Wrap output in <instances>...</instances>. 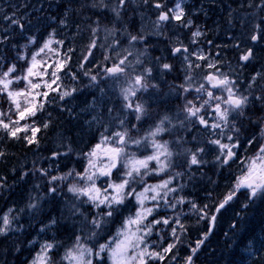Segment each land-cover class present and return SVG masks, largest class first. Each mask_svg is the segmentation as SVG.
Segmentation results:
<instances>
[{
    "label": "snow or ice",
    "instance_id": "obj_1",
    "mask_svg": "<svg viewBox=\"0 0 264 264\" xmlns=\"http://www.w3.org/2000/svg\"><path fill=\"white\" fill-rule=\"evenodd\" d=\"M208 4L0 0V161L10 141L39 150L55 100L83 97L78 112L60 111L95 141L85 151L62 131L48 166L35 158L0 174V198L30 183L0 212V264H197L225 219L214 264H264V235L244 227L264 205V0ZM210 10L223 13L213 28ZM221 31L226 42L208 36ZM205 166L227 171L226 189L209 178L213 190L189 199L180 181Z\"/></svg>",
    "mask_w": 264,
    "mask_h": 264
},
{
    "label": "trees",
    "instance_id": "obj_2",
    "mask_svg": "<svg viewBox=\"0 0 264 264\" xmlns=\"http://www.w3.org/2000/svg\"><path fill=\"white\" fill-rule=\"evenodd\" d=\"M189 7L193 6V5H188ZM150 15L152 16V18L154 19L155 17V12L154 10H152L150 12ZM204 20L200 19L198 22L200 23H203ZM216 22V21H215ZM207 27L210 28V26L207 24ZM222 34V38L224 40V42H226V38H225V35L223 33V31L220 32ZM183 34H186V36L182 35L181 38L184 40V41H187L188 40V36L189 34L187 32H184ZM208 36L209 38H212L215 40V35L212 33V32H209L208 33ZM152 39L153 42H155L156 38L155 37H152L150 38ZM80 46V42L78 41L77 44L75 45L77 51L76 53L74 54L75 57H77L79 54H80V51L81 50H78ZM158 51H156L155 53H153L154 55H160L161 52L160 50H163L165 49L166 47V44L165 43H160L158 45ZM165 55H167V53L165 52L164 53ZM97 56H99V53H97ZM75 70V69H74ZM57 96L56 93H51L50 94V97H49V100L50 101H53L54 98ZM78 101V100H76ZM67 107L66 105L63 104V102H59L58 100H55L54 102H50L46 105V109H47V112H51L52 109L56 108V107ZM47 112H45L43 114V118H47ZM52 120H53V126L50 127V129H48L47 131L45 130H41L37 136L38 138L40 139V148L39 150H37V152H32L33 154V157L34 159L35 158H41L42 157V154L44 153L42 151V147L44 146H52V143L56 142V139H54V136L53 134H55V136H59V133L57 131L58 129V126H59V118L55 115L57 113H52ZM70 118V119H69ZM72 119H74L73 116H67V118L65 119L64 122H67V123H71L72 124ZM63 121V120H62ZM79 129L76 128V136L74 138L77 139V143H78V147L82 148V149H86V145L87 144H90L92 142H95L94 140H92V137H89V136H84L82 135V131L80 129V127H78ZM84 137V138H82ZM85 142L87 144H81V142ZM18 146H21V144H18V143H13V142H9L7 147H6V150L10 153V157H9V162L6 164L4 163L3 161H0V174H4V173H7L8 172V169L10 167V165L12 164V161H11V156L12 154H15L16 151H20L21 152V149L18 147ZM34 146H32L33 148ZM5 148V145L4 144H0V149H3ZM31 148V150H32ZM86 151V150H85ZM21 154H23L21 152ZM45 157H49V155H46ZM27 160V158H25ZM25 161V160H24ZM63 164L64 162L62 161L61 162V168H63ZM45 165V164H44ZM49 165V164H48ZM48 165H45V166H48ZM70 166V165H69ZM64 170H67V169H64ZM212 175H215V176H218L216 175L215 173H212ZM209 178H211V180H214V181H217L218 184H219V187H215V192L216 193H222L225 191L226 189V183H227V172L225 171L224 172V175H220L219 176V179L217 178H212V176H208ZM206 178V181L203 185L199 186L198 188H196V190L192 189L190 190L191 187L187 188L186 190H184V194L185 195H188L189 196V199L191 198H194V197H199V198H202L205 194V189H208V190H213L214 188V185H212L210 182H209V178ZM9 182L11 183V178L9 180ZM19 187L21 188L22 192L25 190V187L23 186L24 183L21 182V181H18L16 186L15 187ZM14 196L12 194H10V197L9 198H0V212H2L11 202V198H13ZM258 209H261L263 212H264V205H260L259 203L252 209V211L248 214V217H247V222L246 224L244 225V227L248 230V232L250 231H257L259 232L260 234L259 235H256L257 237L259 236H262L264 235V233L261 232V229L262 227H264V215H258L256 213H253V211H257ZM231 216V213L228 212L227 215L225 217H229ZM222 223V226L219 225V227L216 229L215 231V235L211 238V244L209 245V248L207 249L206 252H202L200 254V258L199 260L197 261V264H202V262L206 259V258H212V259H215V257H213L211 255V251L212 249H216V253L219 252L221 254V250L218 249L221 248L223 250V245H224V242L226 240V238L223 236V232L224 231H227L228 230V224L227 225H224L225 223H227L226 219L225 220H222L221 221ZM224 226V230L222 231V227ZM219 245V246H218ZM237 255H246V253L243 252V249H237ZM227 255V254H225Z\"/></svg>",
    "mask_w": 264,
    "mask_h": 264
},
{
    "label": "bare ground",
    "instance_id": "obj_3",
    "mask_svg": "<svg viewBox=\"0 0 264 264\" xmlns=\"http://www.w3.org/2000/svg\"><path fill=\"white\" fill-rule=\"evenodd\" d=\"M197 2H198V0H190L189 1V5H195V4H197ZM203 2H205V4H206V6H208L209 8L211 7L209 4H208V0H203ZM221 15H223V13H221L219 10H216V11H211L210 10V12H209V18L207 19V24L210 26V28H213L215 25H214V22L215 21H220V17H221ZM200 19H202V20H204V17L203 16H201V18ZM182 35H184V36H186V34H182ZM222 36V34L220 33V35L217 37V36H215V41H216V43H222V42H224V40H223V38L221 37ZM157 47H159V46H157ZM229 55H232L231 53H229ZM80 102L79 101H74L73 102V104H75V105H78ZM60 108L61 107H56V108H54V109H52L51 110V113H57V114H55L58 118H59V120H58V122L60 123L59 124V126H58V129H57V131H58V133H60V132H62V131H65L68 135H72L73 137H75L76 136V128L77 129H79L78 127V124H79V122L74 118V119H72V124L71 123H67V122H64L65 121V119L67 118V116L69 117L70 115H69V113L67 112V111H64V112H61L60 111ZM65 108H69V107H65ZM53 115V114H52ZM70 119V118H69ZM63 120V121H62ZM53 136H54V139H56V143H57V139H58V136H55V134H53ZM52 146H53V143H52ZM51 146L50 145H48V146H44L43 148H42V151L43 152H47V150L50 148ZM53 147H55V146H53ZM21 152L23 153V154H21ZM21 152L18 150V151H16V153L14 154V155H12L11 156V161H12V164H16V163H26L24 160H25V158L27 157V156H29V155H31V154H29V153H27L26 151H25V149H21ZM25 153H26V155H25ZM33 160V158H31L30 159V161H29V166L31 167V161ZM11 164V165H12ZM10 165V166H11ZM215 173V172H214ZM211 176H212V178H217V179H219V176H215V175H212L211 174ZM194 190H196V188L194 189ZM253 213H256V214H258V215H264V212L261 210V209H258L257 211H253ZM224 225H227V223H225ZM264 225V224H263ZM223 228H224V226H223ZM249 233V235H251V234H255V235H259L260 233L259 232H257V231H250V232H248ZM219 246V245H218ZM218 249H220L221 251H222V249L221 248H219L218 247ZM227 254V253H226ZM29 255V252L28 251H25L24 253H23V255H20L19 256V260L20 261H23L27 256ZM220 259V253L219 252H217L216 253V256H215V259H212V258H206L203 262H202V264H214V262L216 261V260H219Z\"/></svg>",
    "mask_w": 264,
    "mask_h": 264
},
{
    "label": "rangeland",
    "instance_id": "obj_4",
    "mask_svg": "<svg viewBox=\"0 0 264 264\" xmlns=\"http://www.w3.org/2000/svg\"><path fill=\"white\" fill-rule=\"evenodd\" d=\"M175 23V22H174ZM188 38V37H187ZM185 43H188V40L187 41H184ZM74 83V82H73ZM84 129H87L86 127L84 128ZM82 135H83V132H82ZM93 143V142H92ZM91 144V143H90ZM90 144H87V146H86V151H87V149H88V147L90 146ZM53 146H57V143L56 142H54L53 143ZM55 147H50L49 149H53V148H55ZM49 149H48V151H49ZM50 152V151H49ZM51 154V153H50ZM73 159V164L72 165H70V166H77V167H79V164H76L75 163V161H76V157H73L72 158ZM207 159H209V160H211V159H213V157L212 156H209V157H207ZM25 162H26V159H25ZM48 163H50L48 160L46 161V164H48ZM27 166L29 165V164H26ZM194 167V170H195V166H193ZM217 170H213L210 166H205L204 168H202L200 171H196V175H195V179L194 180H192L191 182H189V180H188V177L187 176H185L184 178H183V180L182 181H180V182H182V183H184V184H186V187H185V189L184 190H186L187 188H189V187H191L190 188V190H192V189H195V188H198L199 186H201V185H203L204 183H205V181H206V178L208 177V176H210L212 173H214V172H216ZM209 178V177H208ZM150 182H152V181H150ZM13 196H15V195H18V197L16 198V200L13 202V203H15V204H20V203H22V197H24V196H22V195H19L18 193H17V189H16V187L14 188V190L12 191V193H11ZM12 199L13 198H11V201H12ZM11 203V202H10ZM12 203V204H13ZM11 204V205H12ZM10 205V206H11ZM160 211L161 212H164L165 210L163 209V207H161V209H160ZM128 213L126 212L125 213V215H127ZM169 215H171V212H169L168 213ZM227 215V213H225V216ZM25 220L27 219V217H25L24 218ZM220 226H222V224L220 223ZM222 230H223V227H222ZM32 254H34V253H32ZM27 258H31V256H30V253H29V255L27 256Z\"/></svg>",
    "mask_w": 264,
    "mask_h": 264
}]
</instances>
